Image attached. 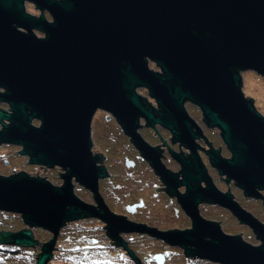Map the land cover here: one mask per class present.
Here are the masks:
<instances>
[{"label": "water", "instance_id": "95a60500", "mask_svg": "<svg viewBox=\"0 0 264 264\" xmlns=\"http://www.w3.org/2000/svg\"><path fill=\"white\" fill-rule=\"evenodd\" d=\"M28 2L39 15L27 11ZM149 59L162 73L149 68ZM245 70L264 77V0H0V101L9 105L0 110V143L21 146L35 164L66 168L62 186L25 172L0 174V210L20 213L29 225L0 232V244L40 246L35 264H49L62 225L87 211L106 222L107 234L136 264L143 263L119 231L148 232L184 246L191 258L264 264V222L230 192L214 188L195 151L193 162L180 157L181 183L188 189L179 200L192 216L190 229L153 228L101 203L95 212L74 195L72 182L75 177L96 191L106 174L90 152L91 121L99 107L114 113L154 170L170 181L159 151L133 128L139 116L152 126L178 127L176 139L194 149L192 121L183 106L190 100L222 129L232 153L213 164L245 194L264 198V112L244 87ZM136 86L157 98L164 109L159 115L143 105ZM34 117L40 125L31 123ZM202 179L207 187H201ZM170 183L177 193L178 183ZM203 199L229 208L259 241L205 220L196 210ZM33 226L51 237L41 241Z\"/></svg>", "mask_w": 264, "mask_h": 264}, {"label": "flooded vegetation", "instance_id": "af4514ba", "mask_svg": "<svg viewBox=\"0 0 264 264\" xmlns=\"http://www.w3.org/2000/svg\"><path fill=\"white\" fill-rule=\"evenodd\" d=\"M33 14L39 15L40 11L38 14ZM46 14L50 19L49 14ZM36 32L38 35L43 36V32L38 30ZM147 65L156 73H162V69L153 60L149 59ZM135 91L143 105L151 109L155 116L164 110L157 98L150 94L147 87L136 86ZM183 106L192 121L190 130L195 133L192 137L194 149L176 139L175 131L179 129L178 127L171 129L161 123H155L152 126L145 117L139 116L138 122L133 128L138 136L140 135L149 146L153 147L154 151H159V160L168 169V180L170 181L164 180L154 170L153 165L150 164L149 160L131 140L132 135L126 131L112 111L101 107L95 109L91 121L92 146L90 152L95 159L96 165L103 167L106 174L98 178V190L96 191L81 184L73 177L74 195L88 203L95 212L101 209V203L115 214L125 215L133 221L147 224L153 228L157 227L161 230L190 229L193 226L192 216L185 210L179 200V195L185 194L188 189L187 185L181 183L184 174L180 157L193 162L192 155L195 151L214 188L222 193L230 192L232 200L237 201L242 208L253 213L264 222V198L245 194L243 187L236 179L228 177L227 174L221 172L219 167L213 164V160L217 157L222 159L232 157L231 151L225 146L222 129L219 126L211 125L196 103L186 100ZM8 109V103L0 101V110L8 111ZM31 123L38 126L41 122L38 117H34ZM0 129H2L1 122ZM188 136L186 134L185 137L188 138ZM15 146H17V151L14 150ZM18 156L24 159V162L16 165L15 158L19 159ZM21 172H25L29 176L47 179L55 186H62L65 182L63 174L66 172V168L63 166L47 167L46 165L35 164L31 161L30 154L21 153V146L9 142H1L0 174L16 175ZM198 174V169L194 168L193 175L197 176ZM172 175L176 177L173 178ZM170 182L178 183L175 189L177 193L170 191ZM200 185L203 188L207 187V182L202 179ZM262 193L264 195V190H262ZM160 207L161 210L156 212ZM196 210L205 220L217 222L222 230L228 234H233L232 232L237 230H233L235 228L232 229L230 228L231 226L247 229L249 233L239 231V234L245 240L247 239L244 238L243 234L250 238L252 233H254L248 225L241 223L229 208L224 207L220 203L203 199L197 203ZM8 217L19 218L23 225L12 227V223L10 225L7 219H4ZM159 217L163 220L165 219L169 224H159ZM105 224L106 222L100 216L93 215L87 211H84L82 217L65 222L59 230L53 257L55 253H61L65 250L68 253H77L76 256L79 259L77 261H80V259L85 260L81 264H89L90 261L97 264H125L127 260H130L132 264H136L123 246L116 245L115 242H118V240H113L107 234ZM229 224L231 226H228ZM25 227H29V225L23 222L20 213L0 210V232L16 231ZM76 229L86 231V233L81 235L82 238L79 240L81 243L76 246H59V242L62 243V239H65V233H70ZM51 235L49 232L48 237L50 238ZM118 235L128 242V245L143 264L170 263L173 253H178L177 255H180L179 258H182L183 262L187 264H189V261H193L192 263L198 262V264L209 262L207 259L191 258L186 255L184 246L164 242L163 239L157 238L148 232L132 233L119 231ZM135 235L149 238L151 243H159L162 248L151 251L146 255L142 254V244H139L142 242L140 241L137 245L136 240L133 239ZM67 239L71 238L67 235ZM11 246L17 245L0 244V249L10 250ZM112 251L116 254L113 255L114 257L112 256ZM158 254H163V256L157 257L156 255ZM51 261L52 259L49 264H52Z\"/></svg>", "mask_w": 264, "mask_h": 264}, {"label": "rangeland", "instance_id": "374dc122", "mask_svg": "<svg viewBox=\"0 0 264 264\" xmlns=\"http://www.w3.org/2000/svg\"><path fill=\"white\" fill-rule=\"evenodd\" d=\"M26 8L27 11L31 12V13H39V10L35 8V6L31 3H26ZM243 74V83H244V87L248 93V95H253L254 94V102L261 104L262 105V109L264 112V77H262L260 74L256 73L255 71H250V70H245L242 71ZM15 151H17V146H15L14 148ZM19 158V156H18ZM24 162V159L22 158H15V163L16 165L18 164H22ZM161 210V207L156 211L159 212ZM160 216V215H159ZM7 219V222L12 223V227H18L23 225L22 222H20L19 218H4ZM157 222V221H155ZM158 223L161 225H167L169 224V222L165 221V219H161V217L158 218ZM228 226H231L230 224ZM230 228H235L233 230L236 231H244L245 233H249V231L247 229H244V227H230ZM33 229L36 232V236L37 237H42L40 240H46L47 238H49V232L41 227H36L33 226ZM86 233V231H83L82 229H76L70 233H65L64 238L62 239V243L59 242V246H64V247H68V246H76L77 244H80L81 240L80 238H82V234ZM67 235L71 238V239H67ZM245 238H248L246 236V234H244ZM133 239L136 240V244L139 243L140 241L142 243V254H148L151 251H155L157 249H161L162 245L161 244H155V243H151V239L146 238V237H140L139 235H135L133 237ZM250 240L253 241H259L256 237V235L254 233H252L251 237L248 238ZM138 245V244H137ZM13 248L9 249H0V264H35L36 263V257L38 252L40 251V246H33V247H28V249L26 250H17L15 248V246H13ZM27 248V247H26ZM13 249V250H12ZM12 250V251H11ZM178 253H173V257L170 263L167 264H187L185 262H183L182 258L180 259V255H177ZM77 253L73 252V253H68L65 252V250L61 253H55L54 257L52 258V264H81L83 263V261L85 260H79L77 258ZM116 255L115 252L112 251V256ZM67 257H69L67 259ZM114 257V256H113ZM77 261V262H76ZM193 261H189V264H198L197 263H192ZM87 264V263H86ZM89 264H97L93 261H90ZM113 264V263H111ZM125 264H132L130 262V260H127V262ZM199 264H216L215 262H207V263H199Z\"/></svg>", "mask_w": 264, "mask_h": 264}, {"label": "trees", "instance_id": "16d2710c", "mask_svg": "<svg viewBox=\"0 0 264 264\" xmlns=\"http://www.w3.org/2000/svg\"><path fill=\"white\" fill-rule=\"evenodd\" d=\"M11 248H13L14 249V247L13 246H11ZM15 248L17 249V250H26V249H28V247L26 248V247H20V246H15ZM12 249V250H13ZM4 250V249H3ZM11 250V251H12ZM67 264V263H66Z\"/></svg>", "mask_w": 264, "mask_h": 264}]
</instances>
